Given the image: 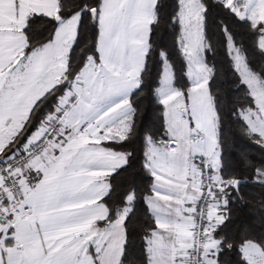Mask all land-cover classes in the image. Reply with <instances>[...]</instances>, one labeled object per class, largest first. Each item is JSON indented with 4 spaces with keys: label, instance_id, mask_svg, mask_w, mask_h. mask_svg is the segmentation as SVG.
Instances as JSON below:
<instances>
[{
    "label": "rangeland",
    "instance_id": "1",
    "mask_svg": "<svg viewBox=\"0 0 264 264\" xmlns=\"http://www.w3.org/2000/svg\"><path fill=\"white\" fill-rule=\"evenodd\" d=\"M219 1L238 17L260 27V46L264 41V0ZM155 3L156 0H101L96 17L99 61L95 63L91 57L87 59L74 80L79 83V88L73 83L67 92H77L80 96L71 110L73 113L67 124L61 125L60 134L50 142L43 155L34 163L21 168L18 177L28 196L33 215L28 221L37 224H64L68 227L67 239H82V245L78 246L77 242L73 248L76 251L81 249L86 256L91 247L97 255L103 251L113 256L121 255L124 243L122 224L129 208H123L112 222L105 223L106 211L100 200L108 191L107 177L125 163V155L110 151L102 147L101 143L119 141L129 130L132 109L126 95L138 85L147 51L148 26L155 17ZM56 6V0H19L17 7L19 15L25 16L26 13L39 10L50 13ZM202 13L203 8L198 0H180L177 19L181 25V40L185 36L192 40L202 38ZM72 18L76 19L77 15ZM72 20L74 19L59 20L56 42H59V47L62 46V54L63 49L68 46ZM41 54H38L40 66L43 65ZM26 60V56L21 57L20 65ZM59 62L58 54L50 61L54 66H58ZM42 68H39L42 72L39 74L40 84L29 90L27 99L20 96L17 109L6 110L0 107L3 129L0 134V155L17 137L30 109L51 85V80L47 82V70ZM122 70H125V77ZM59 75L63 78L62 68ZM187 75L190 82L188 90L185 93L176 91L172 87L171 74L164 67L160 85L155 90L157 99L164 106L166 139L160 143L149 142L146 152V166L155 183L154 197L148 196L146 203L152 209H157L161 218L159 220L162 221L159 230L151 231L150 235L158 231L164 237L166 233L167 238H175L185 249L192 247L191 226L200 211L199 169L209 164L212 166L213 197L201 210L206 223L207 241L202 253L205 259L202 257V262L215 264L218 243L213 239L212 231L224 216V198L217 196L221 184L218 179L216 117L207 89L209 74L204 65L189 63ZM122 79L126 80L124 83L127 86H123ZM257 81H249L247 87L256 109L242 113L247 118L245 122L252 133L254 129L257 132L264 131V83L258 77ZM28 139L29 137L22 143L16 141L10 148L19 150L26 145ZM261 140L264 143V138ZM1 158L4 156H0ZM180 212L189 216L186 226L188 230L185 229L187 233H183V236L177 231L176 235L169 224L170 218L176 217ZM12 217L10 214V218ZM180 221L184 223L186 220ZM80 224L83 225V232L78 237V231L74 227ZM9 230L4 229V235ZM92 233L96 235L93 239L89 237ZM69 246L68 250L71 249V244ZM244 247H255L264 252V248L253 243Z\"/></svg>",
    "mask_w": 264,
    "mask_h": 264
},
{
    "label": "trees",
    "instance_id": "2",
    "mask_svg": "<svg viewBox=\"0 0 264 264\" xmlns=\"http://www.w3.org/2000/svg\"><path fill=\"white\" fill-rule=\"evenodd\" d=\"M198 1L203 8L202 38H204L205 46L213 45V49L207 53V63L209 66H214L216 80L221 84L220 88L210 89L209 82H207L208 94L216 117L217 150L218 153L221 149L223 150L226 165L223 177L243 178L242 173L250 174L252 169L264 159V151L254 143L258 137L253 135L246 122L241 123L231 116L230 107L242 108L243 112L256 109L247 87L236 92L232 97V105L223 107L219 118L217 116L216 100L217 98L223 99V83L225 80L229 82L235 80L230 61L223 55L225 49L221 47L222 28L227 25L235 46L240 49L249 67L264 83V50L259 46L260 27L253 25L247 19L238 17L219 0ZM56 2L59 20H66L77 15L75 38L68 51L64 78L62 82L52 87L35 102L19 134L0 156L5 157L14 150L10 146L16 141L24 142L56 110L60 100L69 95L67 92L71 84L74 83L89 57L95 63L99 61L96 17L101 0H56ZM164 2L168 3L169 0H164ZM159 3L160 0H156L155 17L148 26L147 51L139 74L138 85L128 97L132 109L129 130L119 141L101 143L102 147L125 155V163L107 177L108 191L100 200L106 211L105 223L112 222L123 208H129L122 224L124 243L119 264H149L145 239L151 231L155 230L156 224L146 203V198L152 194L153 189V177L146 166V152L149 142L166 139L164 106L155 95V90L160 85L163 68H168L172 78V87L176 91L185 93L190 86L185 66L186 59L181 50L176 48L173 54L169 55L168 49H162L159 46V37L165 28L170 33V43L180 39L181 25L177 19L179 7L175 11L177 24L173 29V26L167 22L166 13L158 7ZM92 10L96 13L94 19L91 14ZM56 24L57 20L54 17L39 14L27 15L23 27L25 53L29 54L49 43ZM214 52L217 53L215 59L213 58ZM259 143L264 144L261 139ZM17 148L20 147L17 146ZM218 175L221 176L219 164ZM246 190L258 191L259 189L249 185ZM133 207H135V216L132 224L127 226L130 232H126V217ZM227 215L228 210L224 208L223 217ZM233 222L235 226L231 230H220V224H218L212 231V237L218 243L215 264H248L246 259L242 260L243 254L240 251L244 241H251L259 248H264V234H262L264 225L251 224L245 212L237 214L235 210H233ZM246 223L251 224L252 228L245 230ZM90 254L94 258L93 251H90ZM191 260L190 264H196L192 257ZM201 260H203L202 257ZM94 264L97 262L95 261Z\"/></svg>",
    "mask_w": 264,
    "mask_h": 264
},
{
    "label": "crops",
    "instance_id": "3",
    "mask_svg": "<svg viewBox=\"0 0 264 264\" xmlns=\"http://www.w3.org/2000/svg\"><path fill=\"white\" fill-rule=\"evenodd\" d=\"M18 1L19 0H0V107L2 106V108L6 110H12V108L17 109L20 96H25V99H27L26 96L29 93V90L33 88V86L35 88L37 84H40L39 74L42 72L39 68H42L43 65L42 70L46 69V73L49 75L47 82L49 80L52 81L47 91L62 82L64 75L62 78L59 74L61 72V68L65 72L66 53L74 41L77 26V18H69L74 19L72 20L74 28H72L71 21L68 46L63 49V54L60 49L62 46L60 45L59 47V42H56V33L58 26L60 25L59 20L57 21L58 23L56 24L54 34L50 42L40 48H37L31 53L26 54L24 51L25 39L23 35L25 17L29 14L54 17L57 15V6L54 7L50 13L41 12L39 10L38 12L31 11V13H26L25 16H20V12L17 7ZM42 49L44 50L42 51ZM38 52L41 54V58L43 59L42 66L39 64L40 57H38ZM56 54H58V58H60L58 66H54L50 63L51 59L56 57ZM24 56H26V59L28 60H26L24 64L20 65L19 59ZM61 58H63V62H61ZM46 63H49V66L46 65ZM57 67L58 70L56 71ZM124 71L125 70H122V75L125 77ZM44 74L45 73H43V75ZM125 81V79H122V83ZM74 84L79 88V83L74 82ZM123 86H127V84L124 83ZM129 92L131 93V90L128 91L126 95L127 98L129 97ZM71 110L64 119L62 123L63 126L67 124L69 116L73 113ZM2 132L3 129L1 128L0 123V134ZM160 142L161 141H156L154 143ZM154 184L153 180V185ZM185 189L187 190V187ZM182 193L183 192H181L180 196ZM151 196L154 197L153 189ZM148 207L155 219V230H159L162 222L159 220L160 214H158L159 212H157V209H152L150 205H148ZM188 218L189 216H185V214H181V212L176 217H171L169 222L171 225L170 229L175 232H180L179 235L183 236V233L188 230L186 229L189 221ZM180 219L186 221L183 223ZM74 228L75 231H78L76 236L81 237L83 225L80 224ZM4 229V226H0V264H94L95 261L97 264H119L120 256L106 254V251L97 255L91 247L87 256L82 254L81 249L80 251L79 249L76 251V249L73 248L74 245L78 242V246H81L83 241L81 238L80 240L67 239L66 232L68 231V227L64 224H37L35 222L30 223L29 221L20 222L12 226L7 235H4ZM89 237L93 239L96 235L92 233ZM70 244L71 249L68 250ZM145 247L148 254L149 264H189V262H192V256H190L191 248L188 250L185 249L183 244H180V242L175 238H167L166 233L164 237L161 234H158V231L149 235L145 239ZM90 251H93L95 254L94 258L90 254ZM201 256L205 259L204 255Z\"/></svg>",
    "mask_w": 264,
    "mask_h": 264
},
{
    "label": "snow or ice",
    "instance_id": "4",
    "mask_svg": "<svg viewBox=\"0 0 264 264\" xmlns=\"http://www.w3.org/2000/svg\"><path fill=\"white\" fill-rule=\"evenodd\" d=\"M180 0H169L165 3L164 0H160L158 7L166 13L167 22L173 26L177 24L175 19V11L178 10ZM223 36L221 37V47L225 49L223 55L230 61V67L234 74L235 80L229 82L225 80L223 83V99L217 98V116L219 118L223 107L232 105V97L241 88L248 87L249 81L255 83L257 81V74L249 67L246 58L241 55L240 49L235 46V42L232 39L227 25L222 28ZM170 33L167 28L163 30L162 35L159 37V46L162 49H168V54H173L176 48H179L186 59V67L191 64H203L208 75V82L210 89L220 88L221 84L216 80L214 66H209L207 63V53L213 49V45L208 44L205 46L204 38L198 40H192L185 36L183 40L176 39L170 43ZM206 38V37H205ZM261 49H264V41L260 44ZM217 53H213L215 59ZM218 63L220 61H217ZM231 116L243 123L247 118L242 115L243 109L230 107ZM219 134V129H218ZM253 135H256L258 139L254 141L257 147L264 151V144L259 143V139L264 138V131L257 132L253 130ZM219 170L221 176L218 177L221 187L217 192V196L223 197L222 206L228 210V215L221 219L220 230H231L234 227L233 222V210L239 214L245 212L250 219L251 224L264 225V159L260 164L254 167L250 174L242 173L243 178H225L223 177V171L226 167L223 159V150L217 153ZM251 164V162H249ZM249 185L256 186L258 191H247ZM235 198V199H233ZM220 204L218 203V207ZM135 216V207H133L128 216L126 217V232H130L127 228L133 222ZM251 224L246 223L244 225L245 230H249ZM264 234V233H262ZM253 243L251 241H244L241 245L240 251L243 253L242 260L246 259L248 264H264V252L258 248L245 249L244 245ZM231 247V245H229Z\"/></svg>",
    "mask_w": 264,
    "mask_h": 264
},
{
    "label": "built area",
    "instance_id": "5",
    "mask_svg": "<svg viewBox=\"0 0 264 264\" xmlns=\"http://www.w3.org/2000/svg\"><path fill=\"white\" fill-rule=\"evenodd\" d=\"M77 92L63 97L56 110L50 114L29 137L23 148L14 150L0 160V226L9 230L20 222L28 221L32 216L26 191L19 182V174L24 165L32 164L45 153L50 142L60 134L61 125L70 110L78 103ZM211 169L209 164L199 169L200 189L198 218H195L190 232L191 256L196 264H202L201 255L207 246L202 208L213 197L211 190ZM10 214L13 216L10 218ZM203 218V219H202Z\"/></svg>",
    "mask_w": 264,
    "mask_h": 264
},
{
    "label": "water",
    "instance_id": "6",
    "mask_svg": "<svg viewBox=\"0 0 264 264\" xmlns=\"http://www.w3.org/2000/svg\"><path fill=\"white\" fill-rule=\"evenodd\" d=\"M91 14H92V18L94 19L95 18V15H96L95 10H92L91 11ZM55 19L58 20L59 19V16L56 15Z\"/></svg>",
    "mask_w": 264,
    "mask_h": 264
}]
</instances>
